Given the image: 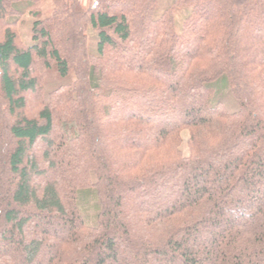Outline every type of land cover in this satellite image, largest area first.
Wrapping results in <instances>:
<instances>
[{"label":"trees","instance_id":"1","mask_svg":"<svg viewBox=\"0 0 264 264\" xmlns=\"http://www.w3.org/2000/svg\"><path fill=\"white\" fill-rule=\"evenodd\" d=\"M0 264H264V0H0Z\"/></svg>","mask_w":264,"mask_h":264},{"label":"rangeland","instance_id":"2","mask_svg":"<svg viewBox=\"0 0 264 264\" xmlns=\"http://www.w3.org/2000/svg\"><path fill=\"white\" fill-rule=\"evenodd\" d=\"M168 6L166 4H164L163 2L161 3V8ZM25 35V32L22 34ZM216 101L220 102L225 109L232 113V112H236L238 110V106L232 96V94L227 91V90H220V92L218 93V95L216 96ZM34 103V99L29 101V106L27 107V113H31L34 106H32Z\"/></svg>","mask_w":264,"mask_h":264},{"label":"crops","instance_id":"3","mask_svg":"<svg viewBox=\"0 0 264 264\" xmlns=\"http://www.w3.org/2000/svg\"><path fill=\"white\" fill-rule=\"evenodd\" d=\"M82 3H86V0H80Z\"/></svg>","mask_w":264,"mask_h":264}]
</instances>
